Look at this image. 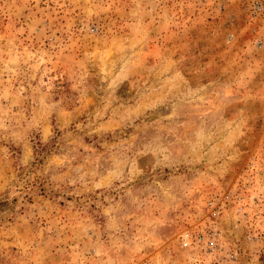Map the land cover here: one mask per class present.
Segmentation results:
<instances>
[{
    "label": "rangeland",
    "instance_id": "obj_1",
    "mask_svg": "<svg viewBox=\"0 0 264 264\" xmlns=\"http://www.w3.org/2000/svg\"><path fill=\"white\" fill-rule=\"evenodd\" d=\"M0 264H264V0H0Z\"/></svg>",
    "mask_w": 264,
    "mask_h": 264
},
{
    "label": "built area",
    "instance_id": "obj_2",
    "mask_svg": "<svg viewBox=\"0 0 264 264\" xmlns=\"http://www.w3.org/2000/svg\"><path fill=\"white\" fill-rule=\"evenodd\" d=\"M187 239V235L184 237V240ZM184 245L186 246L187 245V241L184 242Z\"/></svg>",
    "mask_w": 264,
    "mask_h": 264
}]
</instances>
